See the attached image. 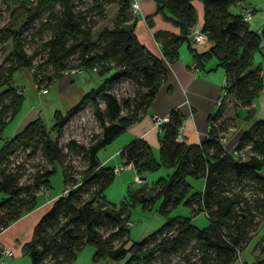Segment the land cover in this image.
<instances>
[{
  "label": "trees",
  "instance_id": "obj_1",
  "mask_svg": "<svg viewBox=\"0 0 264 264\" xmlns=\"http://www.w3.org/2000/svg\"><path fill=\"white\" fill-rule=\"evenodd\" d=\"M19 1L21 10H11L10 26L0 28V40L10 37L13 41L11 52L0 63V230L36 205L37 192L48 187L54 161L58 160L65 187L52 198L21 245L31 264L70 260L85 242L94 244V258L108 256L121 260L120 264H152L157 256L165 257L177 250L185 254V264H226L236 257L254 235L256 218L264 213V118L254 115L253 104L263 85L261 65L254 62V55L260 50L264 56V22L259 30L254 29L243 11L229 8L243 0H202V28L209 41L205 48L198 49L193 41L190 43V31L197 20L192 0H156V10L181 28V33L154 32L161 43V56L134 32L130 0H91L84 7L75 0ZM108 1L118 3L114 23L101 27L93 36V26L104 14ZM43 9H48L47 14L38 28L49 27L51 34L41 42V47L47 49L45 57L34 63L24 50L22 31ZM147 18L151 22L150 16ZM15 23H19L18 28L12 27ZM185 39L198 64L209 55L217 58L216 64L224 70V95L208 115V132L199 141H186L177 135L182 115L171 108L160 124L158 156L143 136L132 137L122 145L119 153L123 162L130 163L136 172L162 165L171 170L154 179L150 192L144 185L128 189L116 206L104 194L114 176L113 164L101 161L97 151L144 113L165 76L167 61L177 55L179 43ZM73 52L77 53L75 63L79 67L111 73L85 90L64 112L55 109L51 125L35 116L3 137L5 124L23 100L21 88L12 83V72L21 64L29 65L36 85L46 87L67 68V57ZM48 63L53 65L51 72L45 71ZM122 77L138 84L135 96L120 98L112 90ZM228 98L244 106V117L249 120L234 143V153L220 139V133L231 122L220 120L216 124ZM88 102L101 129L87 143L72 137L60 142L64 122ZM69 151L85 160L80 176L73 175L70 163L64 162ZM36 154L50 165L39 164L33 158ZM28 160L33 168L26 172ZM193 177L203 178V185L195 186ZM178 202L194 208V212L206 211L207 223L198 225L188 214L169 215ZM136 204L149 209L156 204L158 211L168 215L156 228L130 240L129 209ZM252 264H264V255Z\"/></svg>",
  "mask_w": 264,
  "mask_h": 264
},
{
  "label": "rangeland",
  "instance_id": "obj_2",
  "mask_svg": "<svg viewBox=\"0 0 264 264\" xmlns=\"http://www.w3.org/2000/svg\"><path fill=\"white\" fill-rule=\"evenodd\" d=\"M77 5L80 7L87 6L91 0H75ZM246 2V3H245ZM239 3V5H238ZM21 3L19 0H0V28L2 26L9 27V22L11 19V10H21ZM58 5L56 4V7ZM250 7V16L247 18L248 24L254 28L259 30L264 22V0H243L237 3H232L230 5L231 10H245V8ZM48 9H43L39 14H37L29 23V25L22 31V41L23 47L27 54H31L32 62L37 63L42 60L46 53L47 49L41 47V42L43 39L47 38L51 31L49 27H44L39 29V24L42 19L46 17ZM118 11V3L116 1H108L105 3V10L102 17H100L93 26V36L96 35L98 30L103 26H111L114 23V18L117 15ZM132 11V10H131ZM19 23H15L12 25L13 28H18ZM11 28V27H10ZM187 45L186 40L182 43ZM13 48V41L10 37H5L0 40V63L3 58L11 52ZM255 58L262 63L264 67V59L261 56L260 50L255 52ZM211 58H215L214 55ZM77 53L73 52L67 57L68 67H77V71H67L63 73L62 76L55 78L46 84L47 91L41 92L40 87L37 86L34 79L33 68L29 65L21 64L12 72V83L17 85V87L21 88L23 93V100L20 107V110L16 114L14 118V122L16 118H19L23 114H27L32 111H36L37 115L41 117L43 122L49 126L52 124L54 120L53 111L55 108L61 109V111L66 110L67 101L62 99L60 93L63 91V80H69V77H73L71 82L75 81L76 83H81L88 89L91 86H96L100 81H102L106 76H108L111 72L106 71L103 73L98 72L93 67H85L81 68L76 65L77 61ZM262 61V62H261ZM71 64V65H70ZM76 65V66H75ZM219 66V65H218ZM45 71H52L53 65L50 63L45 65ZM66 68V69H67ZM65 69L63 70V72ZM138 84L134 82L132 79L122 77L120 80L113 84L112 90L120 97L129 95L135 96L136 90L138 88ZM220 94L224 95L223 90L220 91ZM227 98V97H226ZM225 98V99H226ZM230 100V98H228ZM103 104V103H101ZM227 106L229 109H233V105L228 103ZM32 110V111H31ZM125 110V108H124ZM32 118L27 116L26 122ZM225 121V123L231 122V116L228 113H225L217 119L216 124ZM13 122V121H12ZM12 123L4 127L3 133L10 135L11 132L10 126ZM101 129L100 123L94 115L92 110V105L90 102L86 103L81 108L77 109L70 117L64 122L62 127V133L59 136L60 142H64L67 138H74L78 142L87 143L95 134ZM8 131V132H7ZM54 134V133H53ZM129 134L127 128L120 131L111 141L100 147L97 151V155L100 158H104L107 154L113 151L121 141L127 139L125 138ZM129 139V138H128ZM127 139V140H128ZM131 139V138H130ZM129 139V140H130ZM127 140L123 141L126 142ZM2 139L0 138V144ZM156 151V150H155ZM247 151V149L245 150ZM158 154V153H157ZM114 157H110L106 160V162L110 164H114V162L122 163L123 158L119 152H115ZM158 156V155H157ZM34 160H37L41 165H50V162L46 160L42 155L36 154L33 156ZM114 161V162H113ZM65 163H70L71 171L73 175L80 176L82 173V169L85 166L84 158L77 152L69 151L65 155ZM27 170L29 172L33 165L28 160L26 163ZM54 170L49 176V185L48 187H43L39 192H37V197L39 200L42 198L45 199L47 197H51V195L57 193L65 187L64 177H63V167L60 161H54ZM170 167L160 166L155 170L142 171L139 174L146 175L145 178H136L134 169H131L128 164L121 168L120 172L114 173L113 178L106 185L104 189V194L108 200L114 202L116 206L119 205V202L127 193V190L130 188H134L139 185H144L146 187L147 192L153 190L152 182L159 174H166L170 171ZM264 173V166L262 167ZM193 182H201V178H191ZM196 183L194 185L196 186ZM48 200H46L47 204ZM194 208L192 209L193 212ZM130 216L131 222L128 226V235L130 240L139 239L152 229L159 226L167 217V215L174 214H188L191 215V209L189 205H186L183 202L176 203L168 212L167 215L161 213L156 208V204L152 208H142L139 204L130 206ZM16 219V218H15ZM192 219L198 225H204L207 223L208 218L206 213L203 210H199L193 213ZM256 226L255 233L258 232L259 236H264V213L261 216L256 218ZM262 236V238H263ZM2 246V245H1ZM3 247V246H2ZM95 250L94 244L90 242H85L83 246L78 250V254L74 261L65 262L63 264H107V260L105 258H94L93 253ZM13 254V251H12ZM196 254L192 255L195 256ZM117 264H120L121 260H117ZM4 264H31V260L29 255L26 252H23L20 255H12L5 257ZM186 258L185 254L182 250H177L165 257L157 256L152 264H185ZM110 264H113L110 262Z\"/></svg>",
  "mask_w": 264,
  "mask_h": 264
},
{
  "label": "crops",
  "instance_id": "obj_3",
  "mask_svg": "<svg viewBox=\"0 0 264 264\" xmlns=\"http://www.w3.org/2000/svg\"><path fill=\"white\" fill-rule=\"evenodd\" d=\"M192 2L197 13L195 25H201L204 14L203 1L192 0ZM233 11L244 12V10ZM132 13L134 16L133 30L136 33L138 39L151 51L163 56L164 54L161 48V43L159 38L154 35V32L165 31L168 33H181L180 26L174 23L171 19L164 17L161 11L156 10V0H139L138 8L135 11L132 10ZM148 16H150L151 22H148ZM185 40L187 45L182 44ZM185 40L179 43L177 55L173 59L167 61L165 76L151 101L147 105L144 113H142L138 118L126 126L129 134L125 138L130 139L135 136H143L150 144L153 153L156 156L158 155L157 153L159 151L158 146L160 141V132L158 128L153 125L151 113L156 112L160 115H164L168 113L171 108H177L182 115L181 137L186 141H199L200 138L206 135L208 132L210 122L208 115L212 114L215 110L217 106V97L223 87L225 78L224 70L221 66L216 64L217 58H211L212 55H209L203 60L202 64H198L194 59L192 50L190 49V43H192V40L190 39V43L188 39ZM196 45L198 49H203L206 47L204 45ZM261 56L264 59L262 53ZM254 62L260 63V61H258V59L255 57ZM260 65L263 85L253 99V104L256 107L254 115L256 117L264 118V67L262 63H260ZM94 69L96 70V68ZM65 72L67 71H64L63 73ZM63 73L60 76H62ZM72 79L73 77H69V80H63V91L60 93L61 97H63L62 99L65 98L64 100L67 101L66 104H69L66 105V109L74 104L81 97L84 91L87 90L86 87L82 85V82H71ZM47 90L48 89L45 91ZM228 103L233 105L234 108L232 110L227 107L229 106ZM224 112L231 116V123L220 133V139L224 147L234 153L236 152L234 150V143L239 134L249 123V120L244 117V106L237 103L234 99L226 101ZM16 114L5 124V126H8L9 123H12L9 129L11 134L24 126L27 116H29V118L39 116L37 115L36 111H32L21 115L19 118H16L14 122ZM215 121L216 119L214 122ZM4 133L2 132L3 137L8 136ZM123 141H121V143H119L118 146L104 158L99 157L100 160L106 161L108 158L114 157V153L119 152L122 145L127 142L126 141L123 143ZM116 163L117 162H114V164ZM128 166L133 169V166L130 163ZM202 185L203 178H201L200 183H196L197 187H201ZM63 189L60 190V192H62ZM60 192L58 191L57 193ZM57 193L51 195V197L49 196L45 199L42 198L41 200H39L36 196V205L33 208L20 215L11 221L6 227L0 230V244L3 247H10L13 250V254L9 256L20 255L24 252L21 247L22 242L30 237L35 221L48 207L52 198L57 195ZM46 200H48L47 204H45ZM195 212H192L191 209V218ZM262 236H259L258 232L255 233L251 239L242 248H240V250H238L236 257L226 264H252L257 257L264 255V236L263 238ZM76 256L59 264L74 261ZM101 258H105L108 262L107 264H110V262L117 264L115 259L108 256Z\"/></svg>",
  "mask_w": 264,
  "mask_h": 264
},
{
  "label": "built area",
  "instance_id": "obj_4",
  "mask_svg": "<svg viewBox=\"0 0 264 264\" xmlns=\"http://www.w3.org/2000/svg\"><path fill=\"white\" fill-rule=\"evenodd\" d=\"M139 6V0H130V8L131 10L135 11ZM243 16L244 18H248L250 16V7H247L245 8L244 12H243ZM190 36L192 38V41L195 43V44H198V45H204L206 46L207 42L209 41V38H208V33L206 30H204L202 28V24L201 25H194L190 31ZM77 67H69L67 69H65V71H76ZM47 89V87L45 86H42L40 87V90L41 91H45ZM222 98V94L219 93L218 97H217V102H219ZM151 118H152V121H153V125L156 126L158 128V130L160 129V124L163 120H166L168 118V113L164 114V115H160L156 112H152L151 113ZM177 135L178 136H181L182 135V124L179 126V129H178V132H177ZM127 163H116V164H113V171L115 173H118L120 172L121 168L124 167ZM134 169V168H133ZM134 171H136L134 169ZM135 177L136 178H145L146 179V176L145 175H142V174H139L138 172H135ZM207 215V212L204 211ZM131 222V221H130ZM12 248L10 247H2V255L0 256V264H3L4 261H5V256H9L12 254Z\"/></svg>",
  "mask_w": 264,
  "mask_h": 264
}]
</instances>
